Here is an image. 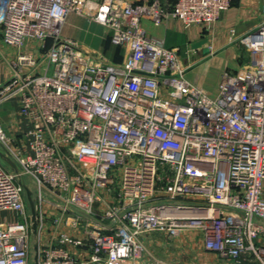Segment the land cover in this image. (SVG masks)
Here are the masks:
<instances>
[{
    "label": "built area",
    "instance_id": "2783aa9c",
    "mask_svg": "<svg viewBox=\"0 0 264 264\" xmlns=\"http://www.w3.org/2000/svg\"><path fill=\"white\" fill-rule=\"evenodd\" d=\"M233 0H0L4 41L40 56L13 59L0 142L21 166L38 211L0 163V264H187L141 240L197 231L213 264H264V16L239 37L248 64L210 93L186 74L178 47L144 25L215 24ZM102 24L122 60L63 34L70 14ZM26 181V179H25Z\"/></svg>",
    "mask_w": 264,
    "mask_h": 264
},
{
    "label": "rangeland",
    "instance_id": "374dc122",
    "mask_svg": "<svg viewBox=\"0 0 264 264\" xmlns=\"http://www.w3.org/2000/svg\"><path fill=\"white\" fill-rule=\"evenodd\" d=\"M237 0H235L236 2ZM224 13V12H223ZM222 13V14H223ZM222 14L219 20L222 17ZM76 22L69 27V35H65L77 41L81 46L88 50L102 52L107 55L110 51V38L105 27L87 17L76 14L74 16ZM219 20L212 25L194 24L200 26V35L196 38H189L185 42H181L179 46L180 56L186 69V74L191 71L197 75L203 74L206 79L211 80L212 75L216 72L222 73L224 70L233 71L248 64L250 54L248 49L239 42L236 37V29H231L230 43L226 47H222L221 52H218L217 37L215 27ZM193 25V26H194ZM176 40V39H175ZM169 42V41H168ZM176 43L178 41L171 40L169 43ZM179 44V43H176ZM237 45L236 51L229 49L232 45ZM108 49V50H107ZM225 49V51H224ZM227 49H229L227 51ZM116 50V48H114ZM234 50V49H233ZM123 55V51H122ZM216 66V67H215ZM215 67V68H214ZM236 68V69H234ZM210 77V78H209ZM213 79V78H212ZM13 132L12 129H10ZM26 182L29 185L33 184L31 176H25ZM10 212H2L0 216L5 218L10 216ZM141 240L147 246L148 250L158 258L167 261L183 262L187 264H213L217 261L216 257L208 256L204 253L203 235L197 231L188 232L178 238H171L168 234L160 231H154L144 234ZM38 243L36 237H33V246L30 252V264H36L34 244Z\"/></svg>",
    "mask_w": 264,
    "mask_h": 264
},
{
    "label": "crops",
    "instance_id": "0c3cea01",
    "mask_svg": "<svg viewBox=\"0 0 264 264\" xmlns=\"http://www.w3.org/2000/svg\"><path fill=\"white\" fill-rule=\"evenodd\" d=\"M74 16H76L74 13L68 16L63 26L64 35H69V27L74 25L76 22L77 18ZM263 16L264 0H237L236 2L233 0L231 7L224 11L221 19L215 27L214 31L217 37V46L215 49L218 52H221L220 50H222V47L229 45V41L232 39L231 29H236L235 33L238 39L242 35L254 30L262 20ZM144 25L150 34L164 38L166 44L170 47L179 48L178 45H180L181 42H185L189 38H196L201 34L200 26L192 25L189 28H185L182 22L178 19H170L161 26H155L151 23V21L145 20ZM171 40H174L175 42L178 41L176 43L179 44L174 42L169 43ZM237 47L238 46L235 44L230 46L229 49H232L231 52H234L236 51ZM108 48L110 50L107 51L109 55H107L106 52L105 55L110 60H122L124 55V50L122 47L110 43ZM114 48H116V50H114ZM229 49H227V51ZM22 53H32L35 56H40L41 50L37 48V46L30 40L25 41L21 47L8 45L3 39L2 27L0 25V85L5 83L11 77L13 73V67L11 63L13 59H16L19 54ZM214 70V74H211L213 79L211 78L209 81L205 78V76H203V74L194 75V73L191 71L189 74L187 73V76L196 84L204 87L210 93H215L221 73L220 71L217 73L216 69ZM0 121L3 122L7 128L12 129L13 131L18 129V123L19 121L21 122V116H19L17 105L14 101H8L0 105ZM204 251V253H206L208 256H212L214 258V253L206 250Z\"/></svg>",
    "mask_w": 264,
    "mask_h": 264
},
{
    "label": "water",
    "instance_id": "95a60500",
    "mask_svg": "<svg viewBox=\"0 0 264 264\" xmlns=\"http://www.w3.org/2000/svg\"><path fill=\"white\" fill-rule=\"evenodd\" d=\"M0 163L4 165L9 171L16 174L15 178L19 184H21L25 190L26 198L28 201V206L30 209V225L33 235H36L38 232V211L36 207V201L33 196V191L30 185L25 181V179L20 174L21 166L14 156L8 151V149L0 142ZM35 261L36 264L39 258V245L38 243L34 244Z\"/></svg>",
    "mask_w": 264,
    "mask_h": 264
}]
</instances>
